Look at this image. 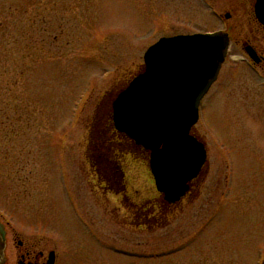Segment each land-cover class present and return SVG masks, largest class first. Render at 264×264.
I'll return each mask as SVG.
<instances>
[{
	"label": "rangeland",
	"instance_id": "374dc122",
	"mask_svg": "<svg viewBox=\"0 0 264 264\" xmlns=\"http://www.w3.org/2000/svg\"><path fill=\"white\" fill-rule=\"evenodd\" d=\"M240 1L0 0V218L10 239L56 250L57 264H264V77L242 44H230L201 102L207 171L181 202L160 199L146 155L106 138L112 101L146 49L220 27L217 14L234 4L232 34L256 32ZM105 147L118 152V183L107 182L106 160L96 174L93 153Z\"/></svg>",
	"mask_w": 264,
	"mask_h": 264
},
{
	"label": "water",
	"instance_id": "95a60500",
	"mask_svg": "<svg viewBox=\"0 0 264 264\" xmlns=\"http://www.w3.org/2000/svg\"><path fill=\"white\" fill-rule=\"evenodd\" d=\"M256 14L264 24V0H258ZM228 47V35L220 31L162 37L145 51L144 71L113 103L115 127L150 152L156 189L168 204L186 194L206 161L205 146L191 129ZM246 52L257 60L252 48ZM5 235L0 222V264ZM48 264H53V253Z\"/></svg>",
	"mask_w": 264,
	"mask_h": 264
},
{
	"label": "flooded vegetation",
	"instance_id": "af4514ba",
	"mask_svg": "<svg viewBox=\"0 0 264 264\" xmlns=\"http://www.w3.org/2000/svg\"><path fill=\"white\" fill-rule=\"evenodd\" d=\"M241 3H239V5L245 6V2H247L248 7L250 8V14L253 17V20L255 21L258 29H256V32L250 30L248 33H244L243 31L237 30L238 32V36L233 35L232 34V29H233V24H232V19L234 18V14L236 12L238 8V6H236L234 4V6L229 5L230 8L227 9L224 12H219L217 14L221 25L220 27L213 29V30H209V31H217L220 30L222 32L227 33L228 38H229V43L231 44L232 42L235 43H240L243 45V50L246 54V49L247 48H252L255 53H256V59L255 61H251L253 63L254 69L257 73V75L264 77V45L262 50L260 49L261 46H259V43H255V41H259V36L261 37V41L260 43H264V24H262L256 14V4L258 2V0H241ZM237 29V28H236ZM204 32H208V31H204ZM262 32V33H260ZM177 35V34H176ZM114 101V100H113ZM113 101H112V105H111V113H110V119H111V133L109 134V137L107 139V143L112 145L113 147L120 148V146H123L124 143H126L127 146H130V152L132 151H139L142 154L146 155L147 157V151L137 145L133 140L130 139L129 136H127L126 134L118 131L115 126H114V122H113ZM106 114V113H105ZM107 116H109L108 112H107ZM129 148V147H128ZM208 152V149H207ZM93 155L95 156V161H96V174L101 175L102 171H104V169L102 167H99V161L103 162L102 165H105V160L108 161L110 167L113 169L112 174L109 176L106 173V179L107 182L110 181V183L116 182L118 183L120 178V170L117 169V167L119 166L120 163V159L118 158V152L117 150H115L112 147H105L100 149L99 151H94ZM208 155V153H207ZM207 165H208V156H207V163L205 164V166L202 168L200 174L198 175L197 178H195L194 180H192V182L190 183V189L188 191V193L186 195H188L189 193H191L192 191V187L195 185V182L201 178V176L203 175L204 172H206L207 170ZM97 175V176H98ZM103 176L104 173L102 174ZM118 179V181H117ZM108 185V183H107ZM140 213H144L145 212V208H143V205H139L138 208ZM1 219V218H0ZM8 225V222H5V225ZM12 229L7 228L6 226V249H5V261L3 264H48L50 261V255L51 253H53V263L57 264V258H58V254L56 252V250L54 249H39L37 243L35 244L32 240L30 239H24L23 237H18V235L16 237H11L12 236ZM11 240L13 242H15V244H11V246H9Z\"/></svg>",
	"mask_w": 264,
	"mask_h": 264
}]
</instances>
